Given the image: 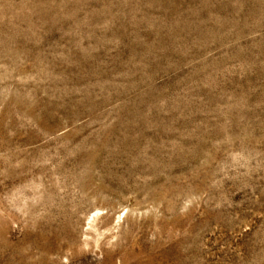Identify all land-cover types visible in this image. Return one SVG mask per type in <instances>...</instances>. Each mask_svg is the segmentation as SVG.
Masks as SVG:
<instances>
[{
	"label": "rangeland",
	"instance_id": "374dc122",
	"mask_svg": "<svg viewBox=\"0 0 264 264\" xmlns=\"http://www.w3.org/2000/svg\"><path fill=\"white\" fill-rule=\"evenodd\" d=\"M0 264H264V0H0Z\"/></svg>",
	"mask_w": 264,
	"mask_h": 264
}]
</instances>
